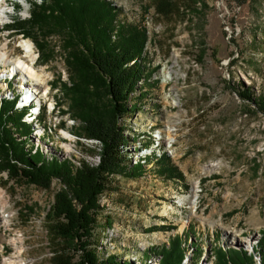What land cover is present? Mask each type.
I'll list each match as a JSON object with an SVG mask.
<instances>
[{"label":"rangeland","instance_id":"obj_1","mask_svg":"<svg viewBox=\"0 0 264 264\" xmlns=\"http://www.w3.org/2000/svg\"><path fill=\"white\" fill-rule=\"evenodd\" d=\"M107 1L120 10L123 21L146 31L148 63L158 71L138 112L120 120L128 163L153 159L142 178L110 175L109 190L100 199L97 249L140 264L143 253L192 226L202 249L197 264H215L217 247L247 250L254 264H262L264 116L239 89L249 87L253 96L264 90V0ZM28 2L30 18L16 11L12 22L0 28V45H7L10 55V63L0 62V99L22 98V85L8 81L10 64L24 57L21 43L30 41L42 79L35 101L45 110L33 123L24 120L33 126L30 143L48 156L97 167L103 144L81 137V123L69 113L61 85L70 82L64 37L40 36L53 54L51 62L42 63L39 48L22 30L44 2ZM21 127L28 133L29 127ZM164 153L182 179L156 173L155 158ZM60 187L58 180L43 189L0 172V264H54L53 251L65 244L50 233L47 214ZM73 253L72 264L79 263L80 255ZM192 255L190 250L184 264L191 263ZM158 259L146 264H158Z\"/></svg>","mask_w":264,"mask_h":264},{"label":"trees","instance_id":"obj_2","mask_svg":"<svg viewBox=\"0 0 264 264\" xmlns=\"http://www.w3.org/2000/svg\"><path fill=\"white\" fill-rule=\"evenodd\" d=\"M43 2L34 9L28 28L21 29L39 48L42 63L51 62L53 54L49 46L40 41V36L62 34L64 37V60L70 82H61V85L69 113L81 123V137L103 144L101 162L92 167L86 161L77 165L73 158L46 155L30 143L33 126L24 122L28 109H18L17 99L4 98L0 100V172L8 171L14 178L43 189H49L54 180L61 183L47 214L50 233L65 244L53 251L54 264H72L75 258L71 251L80 255V262L74 264H135L134 260L117 254L101 255L97 249L98 233L102 229L98 218L103 209L100 199L109 190L110 175L142 178L147 163L153 159L146 156L142 163L130 165L131 159L123 152L128 140L120 124L121 119L138 112L141 100L150 95L149 84L158 71V67L150 69L148 63V36L144 29L123 21L120 10L107 0ZM53 86L57 88L58 81H54ZM239 93L264 116V90L253 96L251 88L245 87L239 89ZM135 98L137 102H133ZM60 113L67 112L61 110ZM44 114L43 107L41 116ZM21 126L29 127L28 133ZM155 163L159 176L169 180L183 178L166 153L156 157ZM105 223L110 225L108 221ZM260 235L258 245L264 248V230ZM190 250L193 253L190 264H197L202 249L192 226L183 234L169 237L161 248H150L143 253L140 264L150 263L154 257L159 258L158 264H184ZM213 253L215 264L255 262L254 255L244 249L217 247ZM259 255L264 264L261 249Z\"/></svg>","mask_w":264,"mask_h":264},{"label":"bare ground","instance_id":"obj_3","mask_svg":"<svg viewBox=\"0 0 264 264\" xmlns=\"http://www.w3.org/2000/svg\"><path fill=\"white\" fill-rule=\"evenodd\" d=\"M34 1L39 2V0H34ZM17 6H20L21 8L16 10ZM29 6L30 4L28 0H0V28H4L5 26H7V24L9 25V23L12 22L10 20L12 16L17 13L16 11H18L17 14H20L22 18L24 19L30 18L27 13L30 8ZM24 42L25 43L22 42L21 44L23 45L26 51L25 55L24 57L17 59L16 62H11L10 65L12 66V70H11L10 78L8 80L9 82H12L14 76L24 73L23 84L25 85H24L22 98L19 100L18 109H22L26 106L40 107L42 105L40 102L35 101L36 97H38L39 94L38 89L40 88L42 79H41V75L38 73V71L35 68L37 59L35 57L34 47L30 41L27 42L24 41ZM6 47L7 45L4 46L0 45V62L4 64L10 63V55L6 52ZM26 79L29 81V83L26 82ZM30 82L33 84V86L30 87L31 89L30 92H26L28 85H31ZM42 108L43 107L41 106V111ZM32 114L34 116L29 120L31 123L37 121L35 120L36 115L34 113V110ZM66 136L71 137V134L67 133Z\"/></svg>","mask_w":264,"mask_h":264},{"label":"built area","instance_id":"obj_4","mask_svg":"<svg viewBox=\"0 0 264 264\" xmlns=\"http://www.w3.org/2000/svg\"><path fill=\"white\" fill-rule=\"evenodd\" d=\"M42 2H43V0H39V3H38V4L40 5V4H42ZM32 7H33V6H32ZM31 9H32V8H30V10L27 12L28 15H29V17H31V14H30V13H31Z\"/></svg>","mask_w":264,"mask_h":264}]
</instances>
